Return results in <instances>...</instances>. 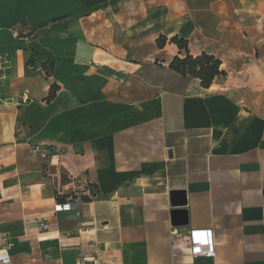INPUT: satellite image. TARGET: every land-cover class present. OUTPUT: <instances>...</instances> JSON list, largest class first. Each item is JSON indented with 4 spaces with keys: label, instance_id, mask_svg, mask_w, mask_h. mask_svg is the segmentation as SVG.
Returning <instances> with one entry per match:
<instances>
[{
    "label": "crops",
    "instance_id": "obj_1",
    "mask_svg": "<svg viewBox=\"0 0 264 264\" xmlns=\"http://www.w3.org/2000/svg\"><path fill=\"white\" fill-rule=\"evenodd\" d=\"M154 3L0 0V252L12 244V264H75L91 244L103 264H264V0ZM174 36L225 74L203 88L171 70L186 54ZM36 143L58 151L35 157ZM59 197L81 216L55 212ZM193 229L213 231L214 258L174 254Z\"/></svg>",
    "mask_w": 264,
    "mask_h": 264
},
{
    "label": "built area",
    "instance_id": "obj_2",
    "mask_svg": "<svg viewBox=\"0 0 264 264\" xmlns=\"http://www.w3.org/2000/svg\"><path fill=\"white\" fill-rule=\"evenodd\" d=\"M6 63L4 55L0 53V78L1 72L4 69ZM27 94L23 95L24 103L28 102ZM30 153L41 159H47L49 156H54L58 151V148L54 145H47L44 143L31 144L29 146ZM90 199L93 198V188L90 184L86 186ZM73 198L63 203H58L55 206V212L64 211H76L77 216H81V212L73 207ZM48 217H43L39 223V230L46 233L49 230ZM12 244H9L5 250L0 252V264H12L11 257L8 253L12 248ZM60 251L64 252L62 248ZM100 248L96 244H91L86 251H80L76 257L75 264H103L100 258ZM174 254H188L194 258H214L216 252L214 250V235L212 230L193 229L186 237L182 239L177 238L173 242ZM108 264H116L115 260L109 261Z\"/></svg>",
    "mask_w": 264,
    "mask_h": 264
},
{
    "label": "trees",
    "instance_id": "obj_3",
    "mask_svg": "<svg viewBox=\"0 0 264 264\" xmlns=\"http://www.w3.org/2000/svg\"><path fill=\"white\" fill-rule=\"evenodd\" d=\"M59 19H53L50 23H56ZM42 27L45 24L41 25ZM168 38L164 35H160L156 40V43L159 48H164ZM170 43L175 44L181 51L184 50L186 52L184 57L175 56L171 61L169 67L171 70L187 77L191 76L193 78H197L200 80L203 88H210L215 77L219 75H224L225 72L221 70V61L217 59L213 55H209L207 53H202L199 56H193L189 50V41L180 38L179 36H174L170 39ZM52 65V72L55 68V63L53 61H49ZM34 65L33 61H29L28 65ZM47 64V63H46ZM43 65V68L46 66ZM51 73H47V76H51ZM60 90L58 84L54 83L50 87L49 95L47 96V102H51L55 99L57 92ZM85 201H89L88 198H84ZM60 203L66 201L61 197L58 198Z\"/></svg>",
    "mask_w": 264,
    "mask_h": 264
},
{
    "label": "rangeland",
    "instance_id": "obj_4",
    "mask_svg": "<svg viewBox=\"0 0 264 264\" xmlns=\"http://www.w3.org/2000/svg\"><path fill=\"white\" fill-rule=\"evenodd\" d=\"M142 1L145 2V5H146L147 8L155 5L154 0H142ZM164 8H166V6H163V9ZM161 10H162V8H161ZM95 12L96 13L95 14L93 13V16L99 15V13H101V15H103V16H105L107 14V12L104 9L97 10ZM131 12H132V9H131ZM162 13L163 14H166L167 17L169 16V14H168L169 12L166 11V9H164L162 11ZM47 25H49V23H46L45 24V26H47ZM45 26H43L41 28H44ZM111 28H112L111 26L101 25V26H99V29H98L99 34H105L106 31H109L108 29H111ZM36 33H37V31H33L32 34L30 33L31 35H34V37L32 39H35V38L38 37V34H36ZM89 44L90 45H93V42H89ZM173 54H174V52L172 51V49L168 48L164 53H162L161 58H166L167 56L169 57V56H172ZM90 57H92V58H90ZM82 59H83V64H89V60L90 59H93V55L92 56H88L87 58H82ZM29 61H34V57L32 55H29L27 62H29ZM92 66H93V64H92ZM43 71H44V74L46 76H47V73H51L52 72V65H51V63H47L46 66L43 68ZM30 72H32V71H30Z\"/></svg>",
    "mask_w": 264,
    "mask_h": 264
},
{
    "label": "water",
    "instance_id": "obj_5",
    "mask_svg": "<svg viewBox=\"0 0 264 264\" xmlns=\"http://www.w3.org/2000/svg\"><path fill=\"white\" fill-rule=\"evenodd\" d=\"M175 223V222H174ZM185 224V223H184Z\"/></svg>",
    "mask_w": 264,
    "mask_h": 264
}]
</instances>
